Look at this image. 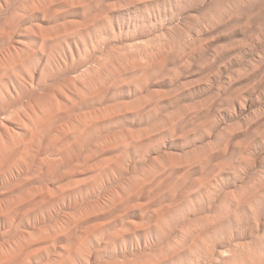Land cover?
Here are the masks:
<instances>
[{
    "label": "rangeland",
    "instance_id": "1",
    "mask_svg": "<svg viewBox=\"0 0 264 264\" xmlns=\"http://www.w3.org/2000/svg\"><path fill=\"white\" fill-rule=\"evenodd\" d=\"M0 164V264H264V0H0Z\"/></svg>",
    "mask_w": 264,
    "mask_h": 264
},
{
    "label": "bare ground",
    "instance_id": "2",
    "mask_svg": "<svg viewBox=\"0 0 264 264\" xmlns=\"http://www.w3.org/2000/svg\"><path fill=\"white\" fill-rule=\"evenodd\" d=\"M19 101V96L18 97H16L15 98V100H12V101H10L8 104L10 105V106H14V105H16V103ZM2 105V107L3 108H5L7 105H4V104H1ZM0 167H1V164H0ZM60 180V179H59ZM5 186H6V184L5 183H3V184H1L0 185V190H2V189H4L5 188ZM8 192V191H7ZM29 203H30V201L27 199V202H26V204L27 205H29ZM21 247V246H20ZM26 248V247H25ZM18 249H21V248H18ZM24 249V248H23ZM22 250V249H21ZM23 251V250H22ZM18 253V252H17ZM12 254V253H11ZM23 254V253H22ZM20 255H21V252H20ZM28 255V254H27ZM24 256V255H23ZM16 257V256H15ZM26 258H27V256H26ZM7 259V258H6ZM6 259H4V257L3 258H1L0 257V262L1 261H7ZM14 261V260H13ZM5 263V262H4ZM7 263V262H6ZM9 264H10V262H9ZM20 264V263H19Z\"/></svg>",
    "mask_w": 264,
    "mask_h": 264
}]
</instances>
